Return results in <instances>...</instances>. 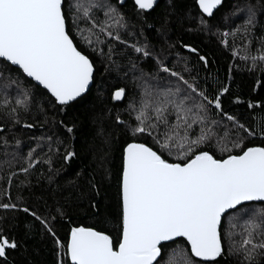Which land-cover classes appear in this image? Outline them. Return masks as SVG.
<instances>
[{
	"label": "snow or ice",
	"instance_id": "obj_1",
	"mask_svg": "<svg viewBox=\"0 0 264 264\" xmlns=\"http://www.w3.org/2000/svg\"><path fill=\"white\" fill-rule=\"evenodd\" d=\"M156 2L135 0V5L143 12L153 9ZM168 2L175 7V0ZM195 2L198 10L192 19L198 21L196 30L211 32L215 25L209 18L215 19L214 10L222 11L223 0ZM230 18L233 26L239 20L235 31L247 42L241 59L251 60L252 68L264 70V36L254 34L256 5L251 0H239L223 17L225 22ZM128 28V21L110 0H0L3 118L17 124L21 110L46 115V107L50 106L64 111L89 92L90 85L96 86L92 60L74 43L78 36L105 58L106 70L117 73L118 82L128 81V85L109 93L111 101L123 104L106 107L93 117L94 122L100 121L96 130L101 140L97 167L104 169L105 176L110 175L106 161L112 137L103 126L104 118L126 136L140 138L125 141L121 149L120 236L116 246L109 235L84 226L72 227L70 236L62 242L54 228L59 223L57 216L62 220L67 214L63 206L49 210L47 215H39L29 207L20 210L40 222L41 235L48 233L55 254L66 258L59 259L58 264H227L217 259L227 255L236 256L240 264H255L264 256V146H248L246 142L255 136L264 139V117L257 122L253 114L250 126L242 123L222 106L221 95L228 92L227 86L218 84L215 94L210 95L212 85L205 79L207 87L203 86L186 61L176 70L170 66L173 60L166 61L164 49L158 51L147 41L141 45L124 39L121 33L127 36ZM167 28L165 17L157 32L167 36ZM101 44L106 51L99 47ZM183 47L198 53L190 44ZM181 59L177 54V62ZM198 59L207 65L205 56L198 55ZM32 81L37 83L33 85ZM104 84L99 82L101 91ZM39 86L46 90L39 95L50 94V99L42 102L38 98L33 89ZM122 112L129 119H123ZM65 127L66 133H72V126ZM196 128L198 133L191 135ZM148 138L155 148L144 142ZM0 141L9 166L23 160L27 166L20 170L26 174L34 167V149L29 148L23 155L20 141L14 138L17 147L9 153L7 139L0 136ZM213 142L222 154L220 158L201 148ZM198 148L201 150L196 151ZM235 149L239 151L233 152ZM74 155L66 151L63 159L69 161ZM170 156H175V161L170 162ZM48 179L51 181V177ZM91 187L98 196L97 185L91 183ZM19 207L15 203L0 204L5 210ZM87 207L93 217L102 214L94 197L88 198ZM222 233L228 241L227 250L222 245ZM236 235L241 236L239 242L234 239ZM17 248L14 239L0 235V264H9L10 250Z\"/></svg>",
	"mask_w": 264,
	"mask_h": 264
},
{
	"label": "trees",
	"instance_id": "obj_2",
	"mask_svg": "<svg viewBox=\"0 0 264 264\" xmlns=\"http://www.w3.org/2000/svg\"><path fill=\"white\" fill-rule=\"evenodd\" d=\"M110 2L128 21L129 34L127 36H124L123 32L121 34L129 43L139 41L143 45L147 41L158 51L164 49L167 52L166 61L173 60L170 66L176 70L183 68V62L186 61L192 75L196 76L203 86L207 87L204 84L205 79L212 85L209 89L210 95L215 94L214 89L218 84L228 87V92L221 95V101L229 114L249 126L253 122V114L257 122L261 121L264 117V70L254 69L251 60L241 59L247 42L239 38L241 33L235 31V27L240 26L239 20L233 26L231 18L227 22L223 19L231 11L232 5L239 0H223L220 6L222 11L214 13L215 19L209 18L215 25L211 32L196 30L198 21L192 19L198 10L195 0H175V7L170 5L168 0H160L159 5L150 12L146 10L142 12L134 0H127L123 6L117 0ZM251 2L258 9V22L254 34L257 37L264 36V0ZM165 17L168 19L167 36H161L157 29L161 27ZM140 32L142 35H138ZM224 32H228L229 35L224 36ZM74 43L92 60L96 86L92 85L89 92L64 111H57L50 106L46 107V115L38 111L26 113L21 110L20 122L17 124H11L0 115V126L4 128L0 136L8 141L7 151L11 153L17 147L14 138L20 141L19 148L23 155H27L29 148L35 150L34 167L26 174L20 170L22 166H27L25 161L13 162L11 166L5 162L9 157L5 156V147L0 141V204L15 203L20 206L18 209L9 210L0 208V229H3L0 235L14 239L18 243L17 249L10 250L7 257L9 264H58L59 259H66L55 254V246L48 233L44 232L41 235L43 230L40 222L20 210L23 207H29L39 215H47L49 210L63 206L67 214L62 220L57 216L56 220L59 223L54 228L62 242L70 236V229L77 226L92 227L104 232L111 237L114 246L117 245L120 236L117 217L121 149L125 141L131 142L132 139L140 138L126 136L122 130L113 128L111 120L103 119V126L107 132H111L112 137L111 151L106 161L110 175L105 176L104 169L97 167L101 140L96 135V130L100 126V121L94 122L93 117L102 113L106 107L112 108L113 105L123 104V101H111L109 93L116 87L128 85V81L118 82L117 73L110 69L106 70L105 58L81 43L79 37ZM185 44L197 48L198 53H190L183 47ZM253 45L255 46V41ZM99 47L107 50L104 44ZM177 54L182 58L179 62ZM198 55L206 57L207 65L198 59ZM113 59L118 57L114 56ZM21 79L30 80L25 77ZM101 81L105 82L103 91L99 88ZM31 83L35 85L34 82ZM108 85L112 87L109 88ZM33 91L37 92L42 102L51 98L50 94L39 95L40 92L46 93L41 87L34 88ZM249 104L253 107L249 108ZM121 115L123 119H129L127 114L122 112ZM24 124H32L33 127L25 128ZM65 125L73 127L72 133H66ZM198 131L196 128L191 135L195 136ZM144 142L156 147L151 144V138ZM246 143L248 146H264V139L259 136L250 137ZM229 147L231 148V145ZM201 148L208 150L216 158L222 155L214 142L211 146L202 145ZM66 151L75 153L69 161L63 159ZM235 151L239 150H233ZM223 155L226 156L227 153ZM167 158L170 162L175 161V156ZM90 182L99 188L98 196ZM89 197H94L98 202L102 213L100 216H91L87 207ZM224 223L226 220L222 221V224ZM221 235L222 245L227 250L228 241L224 239L223 233ZM240 240L241 236L236 239L237 242ZM184 247H188L186 243ZM217 259H224L227 264H240L236 256L227 255ZM255 264H264V256L259 257Z\"/></svg>",
	"mask_w": 264,
	"mask_h": 264
},
{
	"label": "water",
	"instance_id": "obj_3",
	"mask_svg": "<svg viewBox=\"0 0 264 264\" xmlns=\"http://www.w3.org/2000/svg\"><path fill=\"white\" fill-rule=\"evenodd\" d=\"M118 2H119V4L120 5H125L126 4V2H127V0H122V2H120V0H117ZM134 3H135V0H134ZM159 3H160V0H157V2H156V4L154 5V8L153 9H151V10H146V11H148V12H150V11H152V10H154L158 5H159ZM216 12V10H214V13ZM79 50V49H78ZM13 67H17V66H13ZM94 74H95V68H94ZM93 74V75H94ZM28 79H30L31 80V78H28ZM32 82H34L35 84L37 83V82H35V81H32ZM39 87H41L42 88V86H39ZM92 87V85H90V88ZM43 89V88H42ZM86 94V93H85ZM84 94V95H85ZM83 95V96H84ZM79 99V98H78ZM77 99V100H78ZM75 102V101H74ZM73 103V102H72ZM256 203H258V202H256ZM223 221V220H222Z\"/></svg>",
	"mask_w": 264,
	"mask_h": 264
},
{
	"label": "rangeland",
	"instance_id": "obj_4",
	"mask_svg": "<svg viewBox=\"0 0 264 264\" xmlns=\"http://www.w3.org/2000/svg\"><path fill=\"white\" fill-rule=\"evenodd\" d=\"M83 26V25H82ZM77 38H78V36H77ZM81 41V40H80ZM81 43H83V44H85L83 41H81ZM86 45V44H85ZM240 231H241V229L239 228V227H237V229H236V232L237 233H240ZM240 235H236L235 237H234V239L236 240V239H238V237H239Z\"/></svg>",
	"mask_w": 264,
	"mask_h": 264
}]
</instances>
